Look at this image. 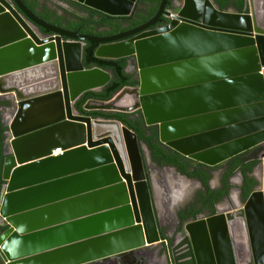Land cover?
<instances>
[{"label":"water","instance_id":"95a60500","mask_svg":"<svg viewBox=\"0 0 264 264\" xmlns=\"http://www.w3.org/2000/svg\"><path fill=\"white\" fill-rule=\"evenodd\" d=\"M67 1L129 18L139 0ZM167 2L136 29L92 37L39 20L21 0H0V111L8 114L0 115V264H91L161 242L136 135L76 111L111 80L84 68L87 44L93 63L131 59L138 85L87 101L83 112H140L159 142L193 165L221 166L264 145V0H246L245 14L173 0L171 22L153 28ZM125 96L131 104L117 107ZM106 126L132 135L139 178L114 137L100 133ZM258 172L260 187L243 204L183 225L194 264H264V155Z\"/></svg>","mask_w":264,"mask_h":264},{"label":"trees","instance_id":"16d2710c","mask_svg":"<svg viewBox=\"0 0 264 264\" xmlns=\"http://www.w3.org/2000/svg\"><path fill=\"white\" fill-rule=\"evenodd\" d=\"M213 5L221 12L234 11L238 14L247 13L246 0H210ZM23 5L39 20L52 25L54 27L69 31L77 32L81 35L92 37H110L126 31L136 29L143 24L147 23L156 13L160 0H139L134 12L129 18H112L101 15L95 11L86 8L78 7L75 5H67V9H52L47 0H21ZM172 0H168L166 10H171ZM60 14V15H59ZM167 21L160 19L153 28L165 26ZM41 34L46 35L45 31H40ZM90 46L84 48L83 52V65L85 69L99 68L103 71H108L111 74L110 82L99 92L86 93L76 105V111L79 114H86L91 119L112 120L121 123L124 127L132 131L137 138L138 144L144 146L149 154L150 161L159 168L171 167L181 175L187 178L197 179L201 181L203 187H207V182L210 176L207 172L202 171L199 167L190 172L191 166L189 161L168 149L159 142L157 127H145L142 118L138 120L129 119V115L120 113H106V112H83L80 107L88 100H95L106 102L116 95L121 89L125 87H137L138 81L131 80L123 71L127 65V60L117 61H102V65L95 66L88 59V51ZM92 57V55H91ZM2 103H0V107ZM6 128L1 123L0 118V191L2 186L1 170L4 160L3 156V138ZM142 155V153H141ZM144 163V157L142 155ZM259 164L258 149L246 152L230 160L228 172L223 177V191L217 196L209 197L203 196L199 199L201 207L193 209L191 215L180 216V221L185 222L189 217L193 218L204 209L208 208L213 211L216 202L227 196L230 186L228 180L233 174L239 171L244 179L247 175ZM249 185L242 189V202L244 203L251 193V187L254 183L251 180Z\"/></svg>","mask_w":264,"mask_h":264},{"label":"flooded vegetation","instance_id":"af4514ba","mask_svg":"<svg viewBox=\"0 0 264 264\" xmlns=\"http://www.w3.org/2000/svg\"><path fill=\"white\" fill-rule=\"evenodd\" d=\"M59 2L62 3V5H64L65 7H67V5L69 4L71 6L75 5L78 7L80 6L82 8H85L77 3L70 2L67 0H60ZM88 10H91V9H88ZM161 19L165 20L164 17H162ZM87 46H90V49L92 48L91 44H87L85 48ZM126 60H127V65L123 72L127 76H129L131 80L138 81V74H137V69H136L135 64L133 63L131 59H126ZM91 63L95 66H98L97 63H93V62ZM106 72L110 74V72L108 71ZM110 77H111V74H110ZM80 109H82V106L80 107ZM83 115H86V114H83ZM140 117L142 118L140 112H136V113L129 115V119L131 120H138ZM263 155L264 153L261 154V157ZM143 157H144V163L143 161L142 163H143L144 172L146 175L145 179L149 187L152 209H153L158 227L160 228L161 242L158 244V247L155 249H153L154 247L145 248V249L137 250L135 252L122 255L121 257L117 256V257H112L103 262H95V264H154V258H156L157 254L159 253L158 249H161L162 251H166L168 250V247H170L171 250L177 247L183 250L182 264H194V259H193V254H192V249H191L189 239L186 236L183 237L181 235L183 225L189 222H195L198 219H206V218L215 217L219 212L224 211V204L228 203L229 198H230V193L232 191L231 183L233 180H237V183L234 185L237 187L236 189L237 199L236 200H238L239 204H243L242 189H244L245 187L249 185V181H247V179L251 180L254 183V186L251 187V190H252L251 193L260 187V175H258V166L261 162V157H259L260 159L258 158L259 164L251 171V173L247 175V179H244L242 174L239 171L233 174V176L228 180V185L230 186V188L228 190L227 196L225 198L220 199L218 202L215 203L213 207V211L206 208L203 210V212L199 213L197 216L193 218L189 217L187 221L181 222L179 219L180 216L188 215V214L191 215V212H193V209H198L201 207L200 205L201 201H199L201 197L203 196L211 197L212 196L213 198L217 196V198H219L220 196L219 194L224 190L222 186V182H223V177L228 172V169L230 166V160L221 166L206 167L200 164L193 165V163L190 160L186 159L187 161H189L190 166H191L190 172L194 169H198L199 167H203L201 168V170L207 172L208 175L210 176V179L207 182V187H203L201 184V181L197 179L187 178L186 176L181 175L180 173H178L175 169L171 167H164V168L157 167L150 161L148 152H147V156L145 157V155H143ZM150 170H155V173L159 172L158 178L150 176L149 175ZM164 170L168 171L169 173L173 171L176 176L180 177L181 179L185 181L191 182L193 185L195 183V186H197L195 191H193L191 194L186 196V198L183 201H182L183 198L181 199V202L179 201L181 205L179 209L175 211V214H172L170 212V209L168 210L167 208V206H169L171 203V200L169 198L171 191L166 192V188L164 187L163 183H165L168 186V184L165 182L166 181L165 177L162 175L163 174L162 172ZM236 176L238 178H235ZM155 186L159 189L157 191V193H159L157 194V197L155 194ZM166 196H168L167 199H166ZM157 201L160 202V205L162 208L161 213H160V208L157 206ZM166 203H168V205ZM173 236H174V241L172 242Z\"/></svg>","mask_w":264,"mask_h":264},{"label":"rangeland","instance_id":"374dc122","mask_svg":"<svg viewBox=\"0 0 264 264\" xmlns=\"http://www.w3.org/2000/svg\"><path fill=\"white\" fill-rule=\"evenodd\" d=\"M3 125L6 128V125L5 124H3ZM257 149H258V158H259V157H261V154L264 153V145L257 147ZM140 153H143V155H145V157L147 156V151H146V148L144 146L140 147ZM141 157H142V155H141ZM143 173H144V176L146 177L145 172H144V166H143ZM162 173H163L162 175L165 177V180H166L165 182L168 184L169 188L171 189V193L169 196L171 203L169 206H167V208H168V210L170 209V212L172 214H175V211L177 209H179V207L181 205V203H180L181 199L183 198L182 199V201H183L186 198V196H188L189 194H191L193 191L196 190L197 186H195V183L193 185L191 182L185 181V180L181 179L180 177L176 176L173 171H171V173H169L168 171L164 170ZM158 174H159V172L155 173V170L149 171V175L153 176L155 178H158ZM235 178H238V177L236 176ZM233 181H237V180H233ZM231 189H232V191L230 193V198H229L230 200L229 201H231V198L233 197L234 192H235V198L237 199V191H236L237 187L231 183ZM158 190L159 189L155 186L156 197H157V194H159V193H157ZM167 198H168V196H166V199ZM166 204L168 205V203H166ZM225 204L227 205V203H225ZM157 206L160 208V213H161L162 208H161L160 202H158V201H157ZM173 241H174V236L172 237V242ZM157 247H158V245H156V246H154V248L153 247L152 248L155 249ZM182 251L183 250L180 249L179 247L174 248L173 250H171L170 247H168V250H166V251H162L161 249H158L159 253L157 254L156 258H154V264H182V263L178 262L179 256L176 257L177 255H180ZM119 257H121V256H119ZM91 264H95V263H91Z\"/></svg>","mask_w":264,"mask_h":264},{"label":"bare ground","instance_id":"6f19581e","mask_svg":"<svg viewBox=\"0 0 264 264\" xmlns=\"http://www.w3.org/2000/svg\"><path fill=\"white\" fill-rule=\"evenodd\" d=\"M263 74V73H262ZM131 104V99L128 96H125L122 100H120L117 103V107H128ZM100 133H107L114 137L115 141H117L118 145L120 146V150L124 153L127 159V163L130 167V172L133 177L139 178L140 177V168L135 156L134 152V139L132 135L123 129L117 128L115 126H106L105 128L100 130ZM59 152H56V155H58ZM13 248L16 249V245L13 246ZM17 252V250L11 251L10 253ZM16 254V253H15Z\"/></svg>","mask_w":264,"mask_h":264},{"label":"crops","instance_id":"0c3cea01","mask_svg":"<svg viewBox=\"0 0 264 264\" xmlns=\"http://www.w3.org/2000/svg\"><path fill=\"white\" fill-rule=\"evenodd\" d=\"M48 1V4L50 5V6H52V9H56V8H59V9H67V7H65L64 5H62V3H60L59 1L60 0H47ZM100 14V13H99ZM102 15V14H101ZM105 16V15H104ZM1 114H4V115H8L7 113H4L3 111H0V115ZM49 114H50V109L48 110V117H49ZM258 175H260L259 174V172H258ZM232 183L233 184H236L237 183V181H232ZM164 186H165V188H166V192H170L171 190H170V188L164 183ZM229 204H231V206L233 207V208H236V207H238L239 206V202H238V200H236V198H235V192H234V195H233V197L231 198V201H229V203H227V205L225 206L224 205V210H228L229 209ZM164 206V205H163ZM162 211V210H161ZM183 252V251H182ZM182 252H181V254L180 255H177L176 257H178V260H180V259H182Z\"/></svg>","mask_w":264,"mask_h":264},{"label":"built area","instance_id":"2783aa9c","mask_svg":"<svg viewBox=\"0 0 264 264\" xmlns=\"http://www.w3.org/2000/svg\"><path fill=\"white\" fill-rule=\"evenodd\" d=\"M163 17L167 21V24H169V22L172 20V14H171L170 10H166V14ZM60 154L61 153L59 152L58 155H60ZM54 155H56V153ZM178 262L182 263L183 260L180 259Z\"/></svg>","mask_w":264,"mask_h":264}]
</instances>
